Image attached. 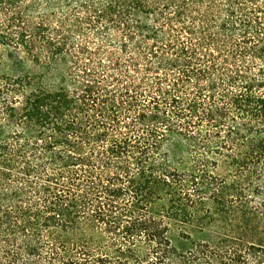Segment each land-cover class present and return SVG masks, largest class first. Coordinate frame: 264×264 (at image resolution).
<instances>
[{"label": "trees", "instance_id": "16d2710c", "mask_svg": "<svg viewBox=\"0 0 264 264\" xmlns=\"http://www.w3.org/2000/svg\"><path fill=\"white\" fill-rule=\"evenodd\" d=\"M264 0H0V264H264Z\"/></svg>", "mask_w": 264, "mask_h": 264}, {"label": "rangeland", "instance_id": "374dc122", "mask_svg": "<svg viewBox=\"0 0 264 264\" xmlns=\"http://www.w3.org/2000/svg\"><path fill=\"white\" fill-rule=\"evenodd\" d=\"M263 228H264V226H263Z\"/></svg>", "mask_w": 264, "mask_h": 264}]
</instances>
